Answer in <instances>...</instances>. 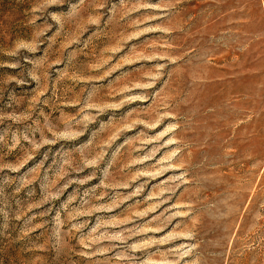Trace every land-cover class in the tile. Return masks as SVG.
I'll use <instances>...</instances> for the list:
<instances>
[{
  "label": "rangeland",
  "instance_id": "1",
  "mask_svg": "<svg viewBox=\"0 0 264 264\" xmlns=\"http://www.w3.org/2000/svg\"><path fill=\"white\" fill-rule=\"evenodd\" d=\"M0 264H264V0H0Z\"/></svg>",
  "mask_w": 264,
  "mask_h": 264
}]
</instances>
